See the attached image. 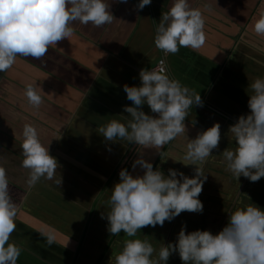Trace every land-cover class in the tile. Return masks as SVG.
I'll list each match as a JSON object with an SVG mask.
<instances>
[{"label":"crops","instance_id":"1","mask_svg":"<svg viewBox=\"0 0 264 264\" xmlns=\"http://www.w3.org/2000/svg\"><path fill=\"white\" fill-rule=\"evenodd\" d=\"M190 2L205 21L206 42L198 50L181 47L176 54H165L156 47V28L172 0H152L142 10L136 8L138 0H109L111 24L102 28L72 25V34L50 46L44 57L18 56L11 69L0 73V165L6 169L10 194L18 205L10 240L21 248V262L114 263L130 237L123 231L116 236L108 231L107 202L122 168L133 175L143 170L132 169L140 154L138 146L106 141L97 129L112 119L124 121L129 115L124 107L133 103L124 86H139L140 70H151L161 56L167 74L199 92L203 103L188 110L186 133L158 151L144 149L145 159L165 175L177 169L192 177L196 167H202L207 179L199 199L219 205L222 209H211L209 215L224 217L226 224L229 213L237 208L253 203L264 209V177L256 182L243 175L236 179L226 169L222 154L236 147L230 125L250 113V84L264 78V34L254 31L264 0ZM32 81L41 87L38 108L25 95V85ZM143 110L155 115L147 104ZM25 123L36 127L42 143L49 144L50 154L57 159V175L62 177L58 187L42 178L29 189L30 170L22 166ZM214 123L220 124L219 147L205 161H196L197 166L189 164L185 159L189 139ZM207 213V209L183 211L163 226L140 229L134 238L149 241L156 256L162 245L176 242L182 227L186 232H215L218 224H198ZM188 217L196 219V224H188ZM47 232L56 235L57 242L51 246L42 235ZM167 264H183L178 252L170 255Z\"/></svg>","mask_w":264,"mask_h":264},{"label":"clouds","instance_id":"2","mask_svg":"<svg viewBox=\"0 0 264 264\" xmlns=\"http://www.w3.org/2000/svg\"><path fill=\"white\" fill-rule=\"evenodd\" d=\"M151 2L138 0L136 8L142 10ZM113 20L109 0H0V73L11 69L18 56L44 57L50 46L72 34V25L102 28ZM204 25L202 12L190 0H172L169 10L161 15L154 43L165 54H176L181 47L198 50L206 42ZM254 31L264 34V11L256 19ZM164 63L161 60L156 68L141 69L139 86H124L127 99L133 103L124 107L129 115L123 122L112 119L97 129L106 141L138 146L140 154L132 169L143 170L133 175L122 168L107 202L108 231L113 236L123 231L130 237L114 264H167L170 255L177 252L183 264H264V209L253 203L229 213L228 223L215 234L207 229L186 232L182 227L176 242L162 245L156 256L149 241L134 238L140 229L163 226L183 211H203L199 194L207 176L195 162L205 161L221 140L219 123L189 139L185 159L197 166L192 177L177 169H169L165 175L145 159L144 149L158 151L186 133L188 110L203 103L199 92L167 74ZM38 88L37 81L25 85L27 100L36 108L42 103ZM250 88V113L241 115L229 127L236 147L226 148L222 154L226 169L236 179L243 175L256 182L264 177V78H256ZM145 104L155 115L143 110ZM22 136V166L30 170L29 189L42 178L61 185L58 161L50 154L49 144L42 143L36 127L25 123ZM17 215L18 205L10 194L6 169L0 165V264H17L21 254V248L10 240ZM42 235L49 246L57 242L53 232Z\"/></svg>","mask_w":264,"mask_h":264},{"label":"rangeland","instance_id":"3","mask_svg":"<svg viewBox=\"0 0 264 264\" xmlns=\"http://www.w3.org/2000/svg\"><path fill=\"white\" fill-rule=\"evenodd\" d=\"M202 203H203V210H206L207 209V212L208 213H207V215L205 217H201V222L199 221L198 224L201 225V223H202L204 225V227H210L211 224H218L219 226L215 230V232L212 231V233L215 234V233L219 232L220 230H222L221 225H223V222L226 225L227 220H225L224 217H221V216L220 217H218V216H212V215H209V214H211V212H210L211 209H214V210H218L219 211L222 208L219 205H216L215 206V204H212V203H205V201H203ZM188 220H189L188 224H190V225H194V223L196 221V219H191L189 217H188ZM110 264H114V263H110Z\"/></svg>","mask_w":264,"mask_h":264},{"label":"built area","instance_id":"4","mask_svg":"<svg viewBox=\"0 0 264 264\" xmlns=\"http://www.w3.org/2000/svg\"><path fill=\"white\" fill-rule=\"evenodd\" d=\"M161 60H164V57L163 56H161V57H159L158 59H157V61H156V64H155V66H154V68H156L157 66H159L160 65V61ZM165 61V60H164ZM163 67L165 68V70H166V67H165V63H164V65H163ZM153 69V68H152Z\"/></svg>","mask_w":264,"mask_h":264},{"label":"water","instance_id":"5","mask_svg":"<svg viewBox=\"0 0 264 264\" xmlns=\"http://www.w3.org/2000/svg\"><path fill=\"white\" fill-rule=\"evenodd\" d=\"M17 264H25L23 262H21L20 260L17 261Z\"/></svg>","mask_w":264,"mask_h":264}]
</instances>
